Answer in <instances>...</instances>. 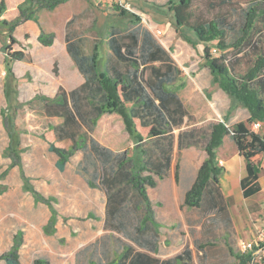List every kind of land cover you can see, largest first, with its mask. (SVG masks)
<instances>
[{
  "label": "rangeland",
  "instance_id": "1",
  "mask_svg": "<svg viewBox=\"0 0 264 264\" xmlns=\"http://www.w3.org/2000/svg\"><path fill=\"white\" fill-rule=\"evenodd\" d=\"M3 1L4 7L0 14V176H5L0 180V257L11 250L15 236L21 233L23 241L19 249L20 264H35L38 259L49 264H118V253L121 255L127 247L133 251L157 255L164 260L180 255L182 259L178 261L179 264H190L191 260L199 264H236L233 255L240 254L237 245L234 254L222 258L221 262L218 249L213 251L215 259L212 255L208 260L200 257L196 248L197 242L206 236L204 233L211 227L212 234L215 235L223 232L222 227L218 222L206 223L200 212L189 209L183 202L177 208L165 198L168 195L164 193L168 191L167 187H189L194 182V173L199 164L204 162L205 147L213 123L224 122L232 126L229 122L234 114L238 121H245L248 111L214 83L203 59L204 44L198 42L190 30H178L173 11L168 4L171 0H70L55 10H40L35 17H40L45 35L56 34L50 47L40 43V26L35 20L19 19L21 10L28 7V0ZM217 1L219 0H195L193 21L225 19L230 41H235L240 36L245 22V11L249 5L253 2H264L232 0L236 10L231 6L211 9L209 3ZM85 13L89 14L88 17H84ZM72 17H75V22L70 34L76 36L77 31L72 29L77 24L83 22L85 26H91L93 17L99 18L96 28H99L100 34L95 41L101 43L104 51L106 30L102 27L106 28L107 25L104 24L108 21L120 29L128 28L132 24L143 25L169 51L167 55L170 59L147 65L143 69H140L139 64L136 66L130 62L121 66V70L127 73L139 68L140 78L150 96L154 95V90L150 88L154 87L150 81L156 77L154 69L161 72H170L173 69L177 79L170 85V89L179 90L185 103V106H180L174 102L170 106V109H174L173 113L165 111L173 123L179 126L182 124L180 118L186 115L187 120L183 127L170 125L166 127V133L162 137L153 139H149L147 129L138 128L143 136L141 147L146 151L144 161L150 163L149 170L152 171L142 172V175L151 174L159 187L156 192L151 191L155 193L152 203L155 221L158 218L160 223L142 226L139 219L145 214L142 198L129 183L113 182L114 178L121 175L118 165L123 158L128 160V171L132 167L129 161L134 160L136 167H141L140 159L143 158L139 154L141 147L130 137L120 119L115 114L106 113L93 125L95 111L86 99H80L77 103L78 110L73 103L70 104L77 115L76 124H70L65 122L66 112L50 102L56 97L55 93L58 94L59 86L72 81L76 72L75 66L67 64L63 58L65 25ZM18 19L19 22L15 23ZM259 28L262 31L259 50L246 47L242 48V53L237 49L229 52L233 70L238 76L245 75L254 65L257 56L255 53L264 50V25L259 24ZM82 36L85 40L93 41L90 30L84 31ZM17 51L23 52L25 59L10 63L9 54ZM8 65L13 69L16 81L25 79L27 82L17 85L15 81L12 84L7 83ZM103 66L100 63V73L104 71ZM197 75L211 78L212 86L222 91V100H227L230 108L226 114L211 106L212 91L209 88H198L189 95ZM187 83L189 85L184 90ZM179 107L182 108L180 111ZM206 116L211 117V120L206 121ZM7 119L10 127L13 124L16 129L15 139L20 143L18 149L21 151L26 177L39 193L51 199L57 214V223L52 234L45 231L52 210L46 204L37 202L25 190L20 166L12 167L13 160L7 153L10 145V136L5 125ZM50 127L56 129L60 144L76 149L61 172L55 168V156L41 136ZM258 133L264 137V126ZM81 138L85 141L81 142ZM101 149L109 154H103ZM220 161L219 158V165ZM257 161L264 167V155L259 156ZM156 166L161 169L164 179L155 174ZM262 174L264 178V169ZM114 187H121L129 196L128 216L123 219L124 225L120 224L125 227L124 233L116 229V224L109 223L107 215V201L109 195L114 193ZM255 201L254 211L248 205L250 219L247 220L256 235L255 238L243 237L251 241L259 240L256 245L258 248L263 245V251L256 256L255 264H264V192ZM243 211L246 212L245 208ZM236 213L237 210L234 218L239 216ZM236 226L239 230L244 225L237 223L235 228ZM220 240L217 239L222 244ZM0 264L6 263L0 261Z\"/></svg>",
  "mask_w": 264,
  "mask_h": 264
},
{
  "label": "trees",
  "instance_id": "2",
  "mask_svg": "<svg viewBox=\"0 0 264 264\" xmlns=\"http://www.w3.org/2000/svg\"><path fill=\"white\" fill-rule=\"evenodd\" d=\"M68 1L69 0H28V7L25 10H21L22 14L19 19L25 18L28 20H35L41 30L39 36L40 43L50 47L54 43L55 35H45V31L35 17V14L43 9L55 10ZM194 1L195 0H178L174 2L171 0L168 3L173 11L177 28L178 30L179 28L190 30L195 35L198 42L204 44L203 59L206 67L213 76L214 83H216L221 90L242 104L250 114L247 122H239L232 126H228L227 123L224 122H217L212 125L210 138L205 147L207 159L199 168L196 180L192 188L187 192L184 201V205L189 208H200L207 188L210 185L219 186L220 179L225 172V169L218 164L217 151L223 145L226 136L232 137L240 155L246 162L247 176L241 181V187L245 198H250L261 192L259 179L263 169L260 163L255 162V159L259 155H264V137L254 132L250 126L256 122H261L264 125V50L260 53H255L257 56L254 65L249 68L247 73L243 76L235 74L229 59V52L231 49H237L242 53V48L246 47L252 48L253 50L258 49V45L262 39V31L259 28V24L262 23L264 25V2H253L249 5L245 11V22L241 28L240 36L235 41H230L225 19H197L193 21ZM209 6L211 9L231 6L236 10L232 0L211 2ZM3 7L4 1L1 0L0 14ZM19 19L15 23H18ZM121 37L123 38V36ZM192 44L195 45V43ZM73 48L74 44L70 43L68 49L72 51ZM116 55L124 63L130 62L133 65H138L136 60L129 57H122L120 52H117ZM24 59L25 54L23 52L17 51L9 54L10 63L21 62ZM74 59L78 62L82 74L86 77V83L80 89L69 94L63 88H60L56 97L50 101L52 105L62 108L63 111L66 112V123L76 124L77 122L76 112L70 107V104L72 105L73 103L74 107L78 110L77 103L79 100L86 99L95 111V117L92 121L93 125H96L97 121L104 114H115L123 121L126 131L140 147L142 145L143 136L138 131V128L147 129L149 139L162 137L166 133V127H168L171 122L173 123L166 112H173L166 106L168 98L159 95L161 91L158 90V88L150 87L154 90V95L150 96L146 92L147 87L144 86L142 80L131 79V74L122 76L114 69L98 73L94 57H92V62L90 64L86 63L87 61L85 58L78 59L75 54ZM6 79L7 83L11 82L12 84L15 81L14 83H16V85L27 82L25 79L16 81V76L10 65L6 68ZM130 91L136 96L138 100L137 103L143 105L144 108L149 109V111H152L154 97H158L162 105V110L148 112L150 114L149 120L143 122L137 117L138 113L129 110L127 107V96ZM163 107H165V109H163ZM153 115H155V117H153ZM150 118L153 119L150 120ZM173 119L175 118L173 117ZM153 122L156 125L153 124ZM5 125L10 136V145L7 148V153L9 158L13 160L12 167L20 166L25 190L31 193L37 202L46 204L52 210L49 224L45 227V231L48 234H52L54 232L53 228L57 223V214L52 207L51 199L44 197L30 184L22 167L21 151L18 149L20 143L15 139L16 129L13 124L11 125L12 127H10L9 119L6 120ZM41 136L43 140L49 144V151L56 153L63 161L69 160V158L73 156L76 149H69L60 144V142L57 141L56 129L54 127H50ZM80 141L84 142L85 139L81 138ZM78 150H81V148ZM101 151L103 154H109L105 149H101ZM139 154L143 155V158L140 159L141 167H136L134 160H131L129 163H131L132 167H130V171H128L126 168L128 166V160L123 158L118 165L121 175L114 178L113 182L115 183L117 181L119 183L125 181L129 183L142 198L145 203L146 213L145 217L141 220L143 226L156 223L154 219L155 216L152 205L153 196L151 190L157 187V181L151 174L146 176L142 175V172L149 171L152 173V171L149 170L150 163L144 161V154H146V151L142 147ZM155 171V174L160 179H164L159 166H156ZM4 176L5 175L0 176V180ZM112 191L114 193H111L108 197L107 215L109 219L113 218L116 213L113 206L115 199L125 195L128 196L127 191L125 192L120 187L117 189L114 187ZM22 241V234H17L14 238L13 247L6 255L0 257V261H5L6 264H20L19 249ZM261 246L263 247V245ZM200 248L203 249L204 246L201 245ZM257 249L258 248H255L253 251H249L245 254H234L232 249H230V252L234 254L233 256L236 259V264H255L254 251ZM122 252L121 255L118 253V264H175V260L179 258L182 259L181 256H178L176 259L161 261L159 257L152 256L149 253L133 251L130 247L123 249ZM35 264L49 263L45 260L38 259Z\"/></svg>",
  "mask_w": 264,
  "mask_h": 264
},
{
  "label": "crops",
  "instance_id": "3",
  "mask_svg": "<svg viewBox=\"0 0 264 264\" xmlns=\"http://www.w3.org/2000/svg\"><path fill=\"white\" fill-rule=\"evenodd\" d=\"M84 15H85L84 17H88L89 14L87 15L85 13ZM79 17L84 18L82 15H79ZM37 19L41 24L40 17H38ZM74 19L75 17H72L66 21V25H65L66 31L63 36V40H64L63 58L65 59V62L67 64H72L75 66L76 72H74L72 76V81L68 83H64L61 86H59V88L57 89L58 91L60 90V88H63L69 94L77 89H80L86 83V77L84 76V74H82L78 62L74 59V54L77 56L78 59L85 58L87 64H90L92 62V57H94V62L97 65L98 73H100L99 65L100 63H103L104 65L103 72H106L109 69H114L117 71L118 74H121L122 76H127L131 74L130 75L131 79H135V80L137 79L142 80L140 78L139 69L136 68L135 71L132 73H127L121 70V66L124 64V62L117 57L116 55L117 52H120L122 57L125 58L129 57L133 60H136L137 64L140 65V69H143L147 65L158 64L161 61H166L167 59H170V56L167 55L168 54L167 52H169L167 47H165L163 44L161 45L160 43H158L154 37L155 35L148 29H144L145 27H143V25L132 24L128 28L120 29L114 27L113 24L110 23V21L106 22L104 25H107V27L106 28L102 27L104 31L106 30L105 31L106 36L104 39V47H105V51H104L101 46V43L95 41V39L97 40L99 39L98 36L100 34V32L98 31L99 28L98 30L96 28L99 22V18L93 17L91 26L90 25L85 26L83 22L77 24L76 27L72 29V31L74 30L77 31L76 32L77 36L70 34L72 25L75 22ZM43 29L45 31L44 27ZM89 30L92 31L93 33V37H91L93 41L85 40V37L82 36L84 31H89ZM40 34H41V30H40ZM53 34L55 35L56 38V34L55 33ZM121 36H123V38ZM70 43L74 44V48L72 51L68 49V45ZM88 45L89 47H91V50H89ZM142 56L144 57L142 58ZM154 71L156 77L155 79L150 81L153 83L154 87L158 88V90L161 91L159 95L166 96L168 98V101L166 103L167 108L170 109V106L173 105L174 102H176L180 106L182 105L185 106L180 91L170 89V85L173 84V81L175 79H177V74L173 73V69H171L170 72L169 70H167V72H161L156 69H154ZM188 85H189L188 83L185 85L184 90L187 89ZM193 87L194 88L191 91H189V95H192L194 90L198 88H201L203 90L209 88L208 90L212 91L210 104L213 107V109L216 108L221 109L224 112V114H226V112H228V110L230 109L227 100L226 101L222 100L223 97L221 95L222 91H220V89H217V87L215 88L212 86L211 78L207 79L206 76L203 77V75H197L194 79ZM55 95H57V92L55 93ZM127 99H128L127 102L128 109L138 113L137 117L141 119L143 122L149 120L150 114L148 112H157L158 110L160 111L162 110V105L158 97H154L153 107L151 109L152 111H149V109H145L143 105H139L137 103L138 100L136 99V96L133 95L131 91L128 94ZM163 109H165V107H163ZM181 109H182L181 107L178 108L179 111ZM170 110L173 111L174 109H170ZM246 112L247 115L245 121H238L237 120L238 117L234 114V116L231 117L229 123L235 125L239 122H246V120H248L250 117L248 111ZM153 117H155V115H153ZM186 120H187V116L184 115L182 118H180V122L182 123L181 126H179V124H174L172 122L169 124V126L174 124V127H183V125L186 124ZM208 120H211V117L206 116V121ZM120 122L123 123L121 119ZM254 132L258 133V131L255 130ZM53 154L55 156V168L59 172L63 171L66 168L67 164L69 163L70 158L69 160L63 161L56 153ZM258 157H256L255 159L256 163H259L257 161ZM219 158L221 159V161L224 162V165L222 167L225 169V172L220 179L219 186L210 185L207 188L200 208H189V207L188 208L191 210H196V212L197 211L200 212L202 217L204 218L203 221H205L206 223L218 222L220 224L219 226L222 227L223 232L216 234L217 236L215 234H212L213 229L211 227V229H209L207 232L204 233L206 236L197 242L198 245L196 247L200 257L202 258L206 257L207 260L211 255L215 259L214 256L215 253H213L214 249L220 250L218 251L220 254L218 258H221L219 260L221 262L222 258L229 256L231 254L230 249H232L234 253L235 246L237 245V247L239 248V242L241 240L249 241L252 243H257L259 241V240L251 241L249 239H244L243 236H246L247 238L248 236H253L255 238L256 231L251 229V224L247 220L250 217V210L248 209L249 207L248 205H251L252 210L254 211L253 206L256 203L255 198H257L259 194L264 192V178H262L263 175L262 174L263 171H262L259 179L261 192L250 198H245L244 192L241 187V181L247 176L246 162L244 158L240 155L238 148L231 136H226L223 145L218 149V159ZM206 159H207V153L205 155L204 161ZM202 164L203 162L199 164V166L197 167V171L194 173V180H193L194 182L196 180L199 168L201 167ZM262 169H264L263 166ZM194 182L189 187H167L168 191L164 192L165 194H168L165 197L167 198L166 201L170 202V204H172L173 207L176 206L178 208L179 204H181L182 202L184 203L185 196L187 192L192 188ZM158 188L159 187L157 185V187H155L152 190L156 192ZM153 191H152V196L154 200L155 193H153ZM128 199L129 196L127 195L115 199L113 206L114 209L116 210V213L114 217L111 218L109 221V223L111 224H116L118 227L116 229L123 233L125 227L121 225H124L123 222L125 221L123 219L128 216L126 215L127 210L129 208ZM175 202H177V205H175ZM244 208L246 212L243 211ZM235 209L238 211V213L236 214L239 215L237 218H234L236 217ZM242 211L243 213L242 215H240L241 214L240 212ZM145 215L146 213L144 215L142 214L141 218L139 217L140 221L145 217ZM156 215H158L157 212ZM154 216H155V211H154ZM156 222L160 223L158 218L156 219ZM237 223L239 225L242 224L244 226L243 227L241 226L240 227L241 229L238 230L237 226L235 228V224ZM246 229L248 230L246 231ZM258 237L260 239V235H258ZM218 238L221 239L220 241L222 244H220L219 241H217ZM201 245L204 246L203 249L200 248ZM239 253H241V251ZM149 254L155 257H159L151 253ZM178 256L180 255H176L172 259H176V257ZM166 260L169 259L164 260L161 258V261H166ZM179 260L180 258L175 260V264H179L178 262ZM190 264H199V263L195 260H191ZM202 264H208V263L205 262Z\"/></svg>",
  "mask_w": 264,
  "mask_h": 264
},
{
  "label": "built area",
  "instance_id": "4",
  "mask_svg": "<svg viewBox=\"0 0 264 264\" xmlns=\"http://www.w3.org/2000/svg\"><path fill=\"white\" fill-rule=\"evenodd\" d=\"M159 34H161V32H159ZM252 127H253L252 128L253 131L254 130L258 131V130H260L263 127V124L261 122H256V123H254L252 125ZM219 163H220V165H223L222 161H220ZM257 244H258V242L257 243H252V242H249V241L241 240L239 242V249H240L241 253L245 254V253H248L249 251H253L255 248H258V247H256ZM262 251H263L262 250V246H261V248H258L257 250L254 251V262H255V260L257 258L256 256L260 255L262 253Z\"/></svg>",
  "mask_w": 264,
  "mask_h": 264
}]
</instances>
